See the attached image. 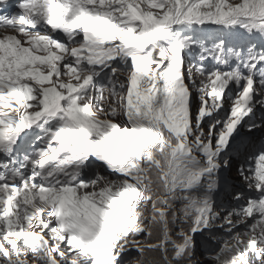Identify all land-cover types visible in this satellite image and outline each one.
Segmentation results:
<instances>
[{
    "label": "snow or ice",
    "instance_id": "6c2138e0",
    "mask_svg": "<svg viewBox=\"0 0 264 264\" xmlns=\"http://www.w3.org/2000/svg\"><path fill=\"white\" fill-rule=\"evenodd\" d=\"M257 132L264 0H0V264H264Z\"/></svg>",
    "mask_w": 264,
    "mask_h": 264
},
{
    "label": "clouds",
    "instance_id": "9594fccd",
    "mask_svg": "<svg viewBox=\"0 0 264 264\" xmlns=\"http://www.w3.org/2000/svg\"><path fill=\"white\" fill-rule=\"evenodd\" d=\"M246 133H247V130L246 129H242L241 130V135L242 136H246ZM255 136L258 138L257 139V143L264 142V134L257 132V133H255ZM247 139H251V137H247ZM242 162H243V156H239V157H237L235 159V162H234L233 168H232V174H231V176L234 179V181H232V180L229 179V182L230 183H234L237 188H243L244 187L243 186V183L242 182H239L237 180V175L238 174H237V171H236V168ZM221 199H225V201L227 202V200L230 199V197L227 196L226 194H221ZM242 230H243V226H241V231ZM218 235L224 236L225 234L224 233H219ZM208 248H209V245H207L206 242L202 239L201 242H200V247L198 249V253H197L198 258L200 260L204 261V260L207 259L209 253L207 255L205 252H206V250L208 252ZM136 255H137L136 253H133V256H136ZM205 255H207V256H205Z\"/></svg>",
    "mask_w": 264,
    "mask_h": 264
},
{
    "label": "bare ground",
    "instance_id": "6f19581e",
    "mask_svg": "<svg viewBox=\"0 0 264 264\" xmlns=\"http://www.w3.org/2000/svg\"><path fill=\"white\" fill-rule=\"evenodd\" d=\"M231 174H232V170H231L230 172H227V173H226V176H228V178H229L230 180L234 181V179L232 178ZM205 253L208 255L207 250H206ZM207 255H205V256H207Z\"/></svg>",
    "mask_w": 264,
    "mask_h": 264
}]
</instances>
